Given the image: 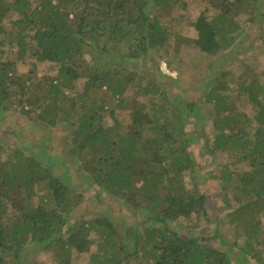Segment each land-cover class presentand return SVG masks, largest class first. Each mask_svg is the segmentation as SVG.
<instances>
[{
  "label": "trees",
  "instance_id": "obj_1",
  "mask_svg": "<svg viewBox=\"0 0 264 264\" xmlns=\"http://www.w3.org/2000/svg\"><path fill=\"white\" fill-rule=\"evenodd\" d=\"M201 1L198 36L187 39L195 47L191 59L237 49L250 39L247 25L263 8L260 0ZM172 2L0 0V129L15 139L0 140V264H31L27 248L44 251L54 264H264V77L225 66L212 76L215 62L204 70L187 62V50L171 42L174 35L183 39L184 25L153 12L154 5ZM261 27L258 55L264 58V21ZM253 43L245 51L256 48ZM9 52L15 58L6 57ZM154 54L170 68L182 64L179 70L191 78L211 70L203 101L214 109L212 140L201 101L172 91L163 80L172 74L161 66L156 75L126 70L125 63L144 64ZM96 55L120 67L103 68ZM45 61L55 76L43 81L36 67ZM21 64L32 67L21 72ZM75 80H84L81 90ZM234 85L244 102L231 98ZM10 110L41 132L65 128V143L36 135L22 140L15 128L4 127ZM192 142L203 148L200 160ZM217 152L250 164L236 176L229 165L219 171L232 242L221 230L176 229L183 220L199 225L208 216L196 173L209 170L206 157ZM89 200L101 210L86 219L82 207ZM219 239L230 248L215 246Z\"/></svg>",
  "mask_w": 264,
  "mask_h": 264
},
{
  "label": "rangeland",
  "instance_id": "obj_2",
  "mask_svg": "<svg viewBox=\"0 0 264 264\" xmlns=\"http://www.w3.org/2000/svg\"><path fill=\"white\" fill-rule=\"evenodd\" d=\"M173 4L171 6H153V12L156 14H159L161 16V19L167 23L168 19L170 18H176L178 22L184 25V32H183V39H177L176 35H174L171 39V42L175 43L178 42L180 45V51L183 53L184 51L185 56L187 55V62L192 61L195 63H201L200 69L203 68V70L207 67V63L215 62L212 64V76L214 74H218L220 69L225 66L231 67L234 69V71L239 74L240 76H243V73L246 72V70H255L256 72H262V76L264 77V58L259 54L258 49L261 48L262 41L258 39L257 36L261 33L262 24L264 21V0H260V8L261 10L255 11V15H257L256 21H251V24L247 25L246 33L249 35L250 39L247 37L243 40L241 44H239V47L235 50H229L225 51V54L222 57H203L201 54L198 55L195 59V56L191 59L195 47L192 46L187 39H193L198 36V31L195 28V21L200 15L201 11L204 9L205 4L201 0H173ZM262 12V13H261ZM259 16V18H258ZM244 24V23H243ZM254 42L253 45L256 48H250L248 51H245V48L248 47V44L250 42ZM185 48V50H184ZM198 51V50H197ZM242 52V53H237ZM195 54V53H194ZM197 55V54H196ZM94 58L95 62L99 64L103 68H111L112 70H117V67H120L119 64H117L115 61H111L107 58H104L102 56H98ZM6 57L9 58H15V53L9 52L6 54ZM5 57V59H7ZM179 60H176L175 62H178ZM182 63H184L185 60L180 59ZM113 64H110V63ZM115 62V64H114ZM126 70L129 71H144L143 74H146L149 72L150 74L156 75L157 72L156 69H158L160 66L162 68V73L172 74L171 76L174 77V79L171 78H165L163 79L166 83L173 84L172 91H185L186 98L190 100H200L201 103V112L203 116V120L206 124V132L211 136V140L213 138L214 133V126H213V106L209 102H204L203 99L207 95L208 88L207 87V80L206 77L210 75L211 70L207 69L204 73V77L201 78H191L190 75H187L185 71H180L179 67H181L182 64H173L174 67L170 68L167 61L161 60L159 61V58L157 57V54H154L146 63H133L132 61H129L125 63ZM185 65V64H183ZM192 66V65H191ZM191 66H189L191 68ZM31 65H20L19 70L21 72H28ZM50 70V64H48V61L46 62H40L37 64L36 67V77H39L40 79L47 80L45 77H54L55 73ZM161 70V69H160ZM202 70V71H203ZM141 73V74H142ZM128 73L124 70L123 75L127 76ZM160 74H157V77ZM37 78L36 80H39ZM75 88L78 90H81L84 84V80H75ZM207 85H206V84ZM205 84V85H204ZM179 89H177V87ZM211 87V85H209ZM72 94V93H71ZM70 94V95H71ZM231 94V98L233 100L240 99V102H244L245 100L244 96L238 98V95L240 94V88L237 87V85H234L232 88V91L229 93ZM181 95V93H180ZM245 106L242 105L241 108H244ZM119 111L118 114H124L125 112ZM5 121H4V127L7 130H11L15 128L17 132L21 135L22 140L25 139V137L31 138L32 135H36L37 138L44 139V141H48L50 143H65V136H66V130L63 127L56 128L54 131H43L41 132L38 128L39 126H36L35 124L29 122L27 118L23 115H21L16 110H10L5 112ZM111 118L108 117V123L111 124L112 121ZM190 131V130H189ZM198 133H202L204 136L203 129H197ZM12 137L8 131H1L0 129V140L2 142H13ZM15 140V139H14ZM15 142V141H14ZM31 140L25 141L26 144H30ZM200 145L203 144V141L199 142ZM65 146V145H64ZM190 149L196 153L195 156L199 157V160L203 157L200 153L203 148L199 147L198 143L192 142ZM63 150V149H61ZM203 152V151H202ZM207 167L209 170H200L198 169L196 175L199 178V183L201 185H204V189L207 193L208 202V216L206 218H201L200 224L198 225L197 221H187L183 220L182 224H179L176 226V229L183 233H197V234H203V235H212L215 232L222 231L225 234L224 239L228 241H233L235 239L234 232L232 231V228L228 223L225 222L224 219V210H225V194L221 187V181L219 178V171L222 169L223 166L229 165L230 169L235 172V176L238 173H241L243 171L250 169V164L246 161H238L237 155H232L227 152H217L214 155H210V158L206 157ZM201 169H204V167H200ZM191 174H188L187 178H189V183H191ZM82 214L84 218L88 219L90 217H94L98 211L101 210V205L97 201L89 200V202H86V206L82 207ZM81 208V209H82ZM104 210V208H103ZM75 220V219H74ZM125 220V219H124ZM243 243V241H241ZM214 245L224 249H229L230 245L227 244H221L220 239L216 242L213 241ZM233 250H237V248H231ZM238 252V251H237ZM29 253V254H28ZM28 254V255H27ZM238 254V253H237ZM236 254V255H237ZM26 259L30 260L31 264L32 260L37 258L38 260H46L49 264H54L51 259H49V254H46L44 251H36L32 248H27L26 250ZM26 260V261H28ZM236 261V260H235ZM238 264V262H236Z\"/></svg>",
  "mask_w": 264,
  "mask_h": 264
}]
</instances>
